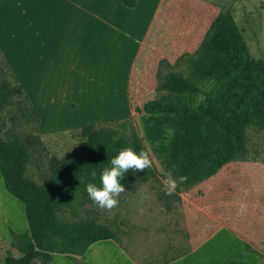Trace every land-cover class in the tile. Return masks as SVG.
<instances>
[{"label": "rangeland", "instance_id": "rangeland-1", "mask_svg": "<svg viewBox=\"0 0 264 264\" xmlns=\"http://www.w3.org/2000/svg\"><path fill=\"white\" fill-rule=\"evenodd\" d=\"M223 12L232 15L250 54L264 60V0H160L133 66L126 98L119 90L126 81L122 61L115 68L114 79L107 77L103 81L108 91L103 97L106 112L84 114L80 122L74 121L78 115L74 110L59 115L42 112L39 124L29 115L30 107L23 96L8 98L0 114L3 138L40 134L41 147L29 151L24 173L38 185L48 182L52 157L62 159L77 149L76 129L79 127L101 124L117 136L135 134L143 139V145L152 154L158 176L140 185L135 193L123 192L115 208L101 210L92 201L84 206L76 201L61 212L64 220L88 215L97 223L119 232V244L105 240L91 245L83 258L74 257L80 264H228L239 261L258 264L259 259L261 264L264 263L261 249L264 239L247 244L248 249L244 251L234 235L219 230L221 222L230 224L237 218V201L264 204V129L246 131L249 150L246 161L228 163L213 177L189 190H181L179 199L169 200L170 209L167 210L165 202L158 196L163 187L161 181L168 172L163 168L162 158L144 139L143 116L135 113L136 107L157 100L161 95L156 90L158 69L162 73H185L184 66H175V62L182 54L195 52L211 21ZM5 51L4 59L0 54V82L10 88L17 84L25 88L24 77L17 82L14 79L18 77L14 70L11 71L15 76L11 73L7 60L10 54ZM161 60H166L168 65L159 68ZM15 67L19 71L20 66ZM78 83L83 85L87 80L75 82L73 90L54 88L53 98L47 99L58 100L63 95L68 100H76L75 91L83 88ZM34 99L41 100L42 97ZM142 195L144 199H141ZM26 229L23 205L5 191L0 175V236L7 235L0 240V264L8 251L18 255L10 247L9 231L22 233ZM34 264L42 263L36 261ZM49 264H74V261L55 254Z\"/></svg>", "mask_w": 264, "mask_h": 264}, {"label": "trees", "instance_id": "trees-1", "mask_svg": "<svg viewBox=\"0 0 264 264\" xmlns=\"http://www.w3.org/2000/svg\"><path fill=\"white\" fill-rule=\"evenodd\" d=\"M123 5L132 8L135 2L123 0ZM164 65L168 62L161 60L159 68ZM174 65L184 66L185 73L158 69L156 90L161 95L135 108L143 116L144 139L162 158L165 171L188 177L172 195H166L162 187L158 198L167 210L169 200L179 199L181 190L213 177L228 163L246 161V131L264 129V60L250 54L230 13L217 14L195 52L182 54ZM10 96H23L29 115L39 122L18 84L10 88L0 82V114ZM76 130L77 149L62 159L52 157L49 180L38 185L24 173L29 151L41 147L39 135L4 139L0 118V174L7 193L23 203L27 223L23 233L9 231L10 247L18 255L8 251L1 264H49L54 254L80 264L74 257L83 258L91 245L105 240L119 244L117 229L88 215L67 221L60 214L76 201L82 206L91 201L85 186L89 182L100 185L102 169L110 167V160L122 147L131 145L137 152L147 149L135 134L117 136L101 124ZM93 169L95 178L90 175ZM157 176L153 166L144 171L130 169L120 183L127 192L135 193Z\"/></svg>", "mask_w": 264, "mask_h": 264}, {"label": "crops", "instance_id": "crops-1", "mask_svg": "<svg viewBox=\"0 0 264 264\" xmlns=\"http://www.w3.org/2000/svg\"><path fill=\"white\" fill-rule=\"evenodd\" d=\"M134 2L129 8L123 0H0V54L6 56L8 50L9 69L18 77L14 79L26 80L22 89L39 116V124L42 112L59 115L74 110L77 122L84 114L106 112L103 97L108 91L103 81L114 79L120 61L126 81L119 90L126 98L133 66L160 0ZM84 78L87 83H78L83 88L75 91L76 100L63 95L58 100L47 99L53 98L54 88L73 90L75 82ZM219 230L234 235L246 251L247 244L264 239V204L237 201V218L230 224L221 222ZM261 249L264 253V245Z\"/></svg>", "mask_w": 264, "mask_h": 264}, {"label": "clouds", "instance_id": "clouds-1", "mask_svg": "<svg viewBox=\"0 0 264 264\" xmlns=\"http://www.w3.org/2000/svg\"><path fill=\"white\" fill-rule=\"evenodd\" d=\"M153 166L152 154L148 150L136 151L131 145L122 147L118 154L110 160V167H104L100 174V185L89 182L85 191L89 199L101 210H111L118 206L120 195L125 192L120 183L128 170L144 171ZM90 175L95 178L97 173L93 169ZM186 175L165 174L161 183L166 195L174 194L175 190L187 182ZM141 199H144L143 195Z\"/></svg>", "mask_w": 264, "mask_h": 264}]
</instances>
